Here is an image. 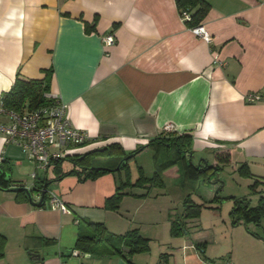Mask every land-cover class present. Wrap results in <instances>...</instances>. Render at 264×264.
Here are the masks:
<instances>
[{"label":"crops","instance_id":"obj_1","mask_svg":"<svg viewBox=\"0 0 264 264\" xmlns=\"http://www.w3.org/2000/svg\"><path fill=\"white\" fill-rule=\"evenodd\" d=\"M204 1L209 8L200 25L213 36L210 44L182 19L177 0H0V101L18 75L48 81L51 94L68 106L72 125L90 136L70 155L111 144L128 154L139 151L135 158L156 152L155 175L163 183L156 196L170 202L168 182L182 189L197 185L192 175L196 161L214 165L217 154H228V166L237 174L248 166L252 177L238 175L252 182L250 187L259 180L253 197H239L256 207L264 196V0ZM96 17L95 30L87 33L86 24L93 26ZM108 34L116 37L112 47L103 42ZM249 93L262 99L249 103ZM8 122L0 116V124ZM167 125L173 130L165 131ZM178 134L192 136L193 155L168 144L148 146L153 139ZM188 157L196 158L193 164ZM0 160L9 162L11 172L33 163L1 132ZM11 179L17 187L33 188L34 181L28 186L21 177ZM121 180L108 173L85 182L69 176L52 184L49 191L69 212L55 208L50 194L37 207L0 190V236L7 240L0 264L148 263L150 252L128 260L76 249L80 233L89 231L87 222L103 223L117 235L132 229L148 232L143 228L148 213L134 221L105 208ZM145 189H127L121 206L129 197L148 206ZM187 197L204 210L201 201L182 196ZM33 198L38 202L41 195ZM190 250L193 245L182 247V264L206 261ZM159 264H170L168 254Z\"/></svg>","mask_w":264,"mask_h":264},{"label":"trees","instance_id":"obj_2","mask_svg":"<svg viewBox=\"0 0 264 264\" xmlns=\"http://www.w3.org/2000/svg\"><path fill=\"white\" fill-rule=\"evenodd\" d=\"M181 9H189L192 20L189 26H197L204 18L209 6L204 0H177ZM98 18H95L94 25L86 24L85 30L91 33L95 30V24ZM117 26V24L115 25ZM51 93L48 81L25 79L20 75L17 76L15 83L10 91L5 93L1 99L4 108L13 110L19 113L24 111H35L52 104L53 100L45 95ZM168 144L170 147H176L179 152H188L192 154V136L186 134H178L176 136L158 137L151 140L148 146L153 144ZM145 148V147H144ZM142 149V148H141ZM139 151L128 154L119 144H111L103 148L102 151L94 150L85 155H67L58 160H52L47 168L41 174H37L34 179L33 188L30 190L32 196L41 195L45 185H48V190L51 185L60 182L66 177L76 176L81 182L95 180L108 173H116L122 170L126 171V181H120L116 193L107 199L105 208L110 211H116L119 208L125 196V189L129 186L148 188L163 187V183L158 175L154 178H146L141 172V176L133 185L129 164L135 158ZM193 155V154H192ZM131 156V157H129ZM96 157H118L119 161H126L122 164L119 170L96 167L93 163ZM230 163L228 154H217L215 164L210 165L209 162L203 160L199 169L194 167L193 178L200 182H206L211 179L213 174H219L224 167ZM11 165L5 160H0V189L15 192L18 200H29V195L24 187L15 186L11 179ZM238 174L243 178L252 177L247 165H242L238 169ZM260 185L259 180H256L250 188L254 191ZM27 189V188H26ZM49 198V192L45 196V200ZM233 201L234 207L230 213L232 225L237 226L244 223L246 226L253 224L261 226L264 222V196L259 200L256 207L250 206V200L247 198L228 197L221 198L217 195L214 202L221 204L223 201ZM203 206L192 201L190 197L184 200V210L182 214L170 215L171 228L170 233L173 237H182L187 233V224L190 220L200 219ZM89 231H83L78 236L76 249L83 253H90L99 257L106 255H122L126 259H130L138 254L150 252V241L144 237L140 230L132 229L124 235H117L108 231L103 223L87 222ZM261 239V238H260ZM264 240V238H262ZM119 242L120 246H116ZM7 244L6 238L0 236V260L5 256V247ZM131 263V261H130Z\"/></svg>","mask_w":264,"mask_h":264},{"label":"rangeland","instance_id":"obj_3","mask_svg":"<svg viewBox=\"0 0 264 264\" xmlns=\"http://www.w3.org/2000/svg\"><path fill=\"white\" fill-rule=\"evenodd\" d=\"M191 157H188L189 164H193L196 159L192 158L191 160ZM157 159V153L152 152L143 157H136L130 162L129 169L133 185L141 176V172L148 178L156 176L155 163ZM196 162L195 167L198 168L199 162ZM93 163L94 165H111L116 168L121 161H119L118 157H96ZM96 167L109 168L107 166ZM35 171L38 174L42 173V170L36 168L34 162L31 164L27 163L19 170L14 169L10 176L14 178L21 177V179H25L28 182V186H31L34 181L33 173ZM116 175L117 177L121 176L124 182L126 181L125 170L116 172ZM158 176L162 181L161 175L158 174ZM251 183L241 178L230 166H226L219 174H213L209 181L200 182L184 189L168 182L167 190H169L170 194L168 193L167 196L173 202L156 196L161 193L160 187L148 186L145 189L129 186L125 191L127 189L137 193L143 189L148 191V206L136 205L133 203L134 199L129 197L130 199H128L126 205L121 206L123 199L116 211L120 210L119 212L123 217L134 221L141 220L144 213H148V223L143 225V228L148 229V232L141 231V234L150 241L151 251L148 254V263L146 264H159L161 256L165 254H168L170 264H182L181 249L184 246L191 245L194 246L195 250L190 251L198 252L202 258L209 261H230L234 264L242 262L246 264H264V243L261 244L256 240L257 238L260 239V237L264 238V222L261 226L253 224L246 226L244 223L233 226L229 215L234 207L233 201L225 200L221 204L213 201L218 190V195L221 198L253 197V191L250 188ZM188 194H191L193 199L201 201L205 208L200 219L188 221L187 233L183 237L176 239L170 234L168 205L172 204V212L182 214L184 210L182 196L184 195L185 197ZM127 195L129 194L125 192L124 198ZM130 195L135 197V193Z\"/></svg>","mask_w":264,"mask_h":264},{"label":"built area","instance_id":"obj_4","mask_svg":"<svg viewBox=\"0 0 264 264\" xmlns=\"http://www.w3.org/2000/svg\"><path fill=\"white\" fill-rule=\"evenodd\" d=\"M182 19L189 23L192 20L190 10L181 11ZM192 32L201 37L206 43L213 42V36L202 25L190 27ZM106 47H112L116 44L114 34H108L103 39ZM215 63L220 64L218 59ZM46 97L53 100L48 107L35 111H24L19 113L4 108L0 101V116L6 117L9 122L0 124V132L5 134L9 143L20 146L24 153L28 154L35 163L36 168L44 171L52 160L64 158L73 151L90 140L88 133L76 129L68 118V106L63 103L60 96L48 93ZM249 103H255L262 99L258 93H249L247 95ZM173 130L172 125H167L165 131ZM37 172L33 178L37 177ZM52 197V204L63 212H69L67 206L51 191H48ZM66 264V263H61ZM186 264H190L187 262ZM197 264H234L230 261H201Z\"/></svg>","mask_w":264,"mask_h":264},{"label":"water","instance_id":"obj_5","mask_svg":"<svg viewBox=\"0 0 264 264\" xmlns=\"http://www.w3.org/2000/svg\"><path fill=\"white\" fill-rule=\"evenodd\" d=\"M102 150H103V149H99V151H102ZM129 157H131V156H129ZM125 161H126V159H123L122 162L120 163V165H119L115 170H119V169L121 168L122 164H123ZM201 165H202V162L199 163L197 169H199V168L201 167ZM220 189H221V188H220ZM0 190H2V189H0ZM25 190L27 191V193H28V195H29V198H30V202H31L33 205H35V206H37V207H42V206L46 203L45 196H46L47 192L49 191V190H48V185H45V187H44V189H43V192H42V194H41L40 201H38V202H36V201L34 200V198H33V196H32V193L30 192L29 189H26V188H25ZM218 192H219V190L217 191L216 196L218 195Z\"/></svg>","mask_w":264,"mask_h":264}]
</instances>
